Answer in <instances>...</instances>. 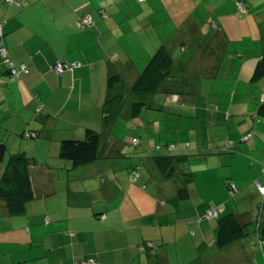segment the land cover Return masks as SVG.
Returning a JSON list of instances; mask_svg holds the SVG:
<instances>
[{
  "label": "crops",
  "instance_id": "obj_1",
  "mask_svg": "<svg viewBox=\"0 0 264 264\" xmlns=\"http://www.w3.org/2000/svg\"><path fill=\"white\" fill-rule=\"evenodd\" d=\"M108 1L19 0V6H9L0 0L5 46L13 62L29 70L21 79H13L0 56V142L8 147L5 159L0 162V179L12 155L30 156L32 149L35 150L30 165L34 198L27 204L25 214L11 216L6 203L0 200V264H77L84 259L96 264H264V241L257 233L264 226L263 210L255 222L254 213L244 214L233 208L228 213V203L246 187V198L251 197L253 204L254 200L260 201L264 209V194L258 187L252 190L250 186L256 181L255 184L264 187V143H258L264 138L261 116H258V107L264 101V80L251 82L254 62L247 66L245 79L241 74L237 84L242 83L244 87L261 84V89L252 97L236 102L244 111L234 113V101L230 105L220 99L218 111L207 112L205 116L210 123L225 122L223 125L229 126L228 138L216 141L210 138L218 152L228 151L227 154L206 157L185 148L162 154L186 156L189 160L185 171L190 173V180L184 198L178 195V176H166L157 160L147 154L158 145L149 148L151 135L161 138L158 132L148 134V143L145 138H132V146L146 144L141 150H135L139 160L126 158L129 151L122 142L107 139H102L103 158L93 164L72 168L70 162L59 157L62 140L83 139L88 128L103 131L108 79L119 75L122 85L113 87L126 88L129 80L130 90L144 65L161 47L158 43L150 51L136 42L139 47L134 51L133 40L127 29H122V21L116 15L113 19L102 18L100 11L111 8ZM172 1L181 5L188 2ZM200 1H207L217 16L211 17L213 22L186 18L179 24L176 42L183 52L187 51L186 45L199 42L193 54L203 57L198 67L202 72L190 75L188 62L179 60L172 71L174 78L185 80L190 76L213 74L224 53L222 47L230 43V36L221 29L228 21L223 8L230 6L231 10L238 11L236 1ZM246 5V19L256 34L251 39L262 45L261 56L264 0H248ZM87 14L93 17L91 28L79 24V19ZM170 40L173 38L166 42ZM201 42L204 44L200 45ZM142 48L146 57L138 63ZM57 60L80 62L82 66L59 76L52 69ZM168 88L172 92L161 100L165 106L195 100L179 96L177 88L170 84ZM134 99L142 98L134 96ZM155 99L156 96L147 100L150 110L162 111ZM39 104L44 105L41 114L36 113ZM132 104L130 99L125 106L126 119H134ZM201 109L203 114L206 109ZM137 123L140 125L141 121ZM33 132L38 133L37 138L25 136ZM221 134L224 133L218 135ZM251 134L244 142L243 138ZM135 138L139 139L137 145L132 144ZM227 141L233 143L225 145ZM168 145L167 140L163 147ZM209 152L212 151H205L210 155ZM186 160L181 163H187ZM239 167L242 172L238 171ZM135 168L141 177L138 183L132 184L129 176ZM231 186L236 192L233 197ZM210 204L224 207L216 222L205 218ZM223 213H228L225 217L236 216L250 227L246 238L220 250L216 236ZM147 243L154 246L142 251L140 247Z\"/></svg>",
  "mask_w": 264,
  "mask_h": 264
},
{
  "label": "rangeland",
  "instance_id": "obj_2",
  "mask_svg": "<svg viewBox=\"0 0 264 264\" xmlns=\"http://www.w3.org/2000/svg\"><path fill=\"white\" fill-rule=\"evenodd\" d=\"M187 1V4L181 5L180 3H174L172 0H146L143 3L139 2V0H110L108 2L110 3L111 8L103 9V11L100 12L105 13L104 10H106L109 19H113V17L116 15L118 19L122 21V29H127L129 38H132L133 40L132 47L134 51H137V47L139 46L146 47L151 51V48H155L156 44L158 43L165 47L167 45V49L173 53V57L176 62L179 60L188 62V68H191L190 75H192L194 72H202L198 70V67L200 66V61L203 59V57L201 54H198V56L197 53L193 54L195 48H199L198 41L186 45L187 51L183 52L181 50V45L176 42V34L178 33V29L180 27L179 24H181L182 21L188 17L190 19L195 18L199 22L208 20L211 22V17L213 16L215 18L218 13L217 11H213L214 8H211L210 4L206 3L207 1ZM223 11L227 16L226 19L228 21L227 25L225 23L224 27H220L221 29L223 28V33L227 32V34L230 36V43L228 45L224 44V47H222L224 49V53L219 57V62L215 72L211 75L200 74L196 76H190V79L181 81L183 85L177 84L179 96L184 97L185 95L186 98L195 100H188L186 102L185 100H182L181 104L166 103L165 106L164 102L161 101L162 99H165V94L162 92L157 93L155 102L159 103L162 111H152L146 107L142 110L139 117H135L132 120L126 119L124 116V109L127 107L126 105L130 99L131 104L137 100H133L134 96L128 94L126 101L127 103L123 105L117 117L113 120H108L107 124L106 122L103 124V131H101L103 139H107L110 142H122V144H124V146L127 147L129 151V155H127L126 158L139 160V158H137V151L135 152V150H141L142 148L146 147L145 143H142L140 147L132 146L131 140L133 137H141L140 139L145 138L144 140H146V143H148V134H157V132L161 133V138L159 139L158 136L156 138L155 136L151 135L152 141L149 148H154L155 144L158 145L155 147V150L147 153L150 154L153 159L163 157L162 154L168 152L166 150L161 151L159 149L161 145L165 146L167 140L170 142V146H175L177 148L176 152L182 148H185L189 151H199L206 157L216 156L217 158L227 154L228 151L218 152L213 147L214 143L210 141V138H213L215 141L220 140L221 138H228L227 135L229 134V126H226L225 124L223 125L225 122L210 123V121L205 116H208L207 112L209 114H213L214 111H218L217 100L220 99H222L223 102L229 103L230 105L234 101V113H242L244 111L243 109H239L241 107L238 106L236 102L238 99H242L246 96L249 98L252 97L254 92H258L259 89H261V84H251L250 87H244L242 83L237 85L239 82L238 80H240L241 74H243V78L245 79L247 66H249L251 62H254L256 67L260 59L262 45L251 39L252 35L254 34L255 37L256 34L251 30V24L246 19V12L243 13L240 18L239 12L231 10L230 6L224 7ZM97 13L100 15L99 12ZM171 37L174 41L170 40L166 42L167 40L171 39ZM136 42L139 44L137 47ZM203 44L204 42L200 43V45ZM142 49L143 50L140 55L143 56L140 57L139 55L137 58L138 63L140 62L141 58L146 57L144 51L145 49ZM257 50L259 51L257 52ZM209 59H212V57H209ZM146 65H144L143 70ZM130 84L132 83L129 80H126V88L122 89L123 92L128 93L131 86ZM173 86H176V84ZM159 100L161 102H159ZM213 102L215 103L213 104ZM201 108L206 109L203 111V114H201ZM137 121H141V124L139 125ZM232 121L235 122V119L233 118ZM259 121H262L264 133V118L259 117ZM153 122L155 125H150L153 124ZM255 122L257 121L255 120ZM262 127L259 126V128ZM220 133L224 134L219 136L218 134ZM250 133L255 134L254 131H251ZM216 135H218L217 138L215 137ZM263 140L264 138L259 139L258 143L263 144ZM229 143H233V141H227L225 145ZM101 150V152H103L104 149L101 148ZM206 150L212 151L209 152L211 154L209 155L205 153ZM32 152H35V150L32 149ZM32 152L30 153V156H28L29 158L32 157ZM144 153H146V150ZM244 155L248 158L250 157L247 154ZM250 158L255 159L252 156ZM188 161L187 163H181L179 167L181 169L188 168ZM238 171L242 172L243 169L239 167ZM255 182L256 181L253 182V186L250 184L252 190H257V184H255ZM246 188L241 190V192L244 191L242 195L241 192L238 193L228 203V213L231 212L230 208H233L234 210L238 209L244 214L249 213L251 215L254 213L253 218L255 222L262 210V214L264 216V209L261 208L263 207V203H260V201L256 202V200H254L255 204H253L251 197L246 198ZM235 193L231 195V197H233ZM225 215L223 213L221 218H224ZM214 221L216 222L217 220Z\"/></svg>",
  "mask_w": 264,
  "mask_h": 264
},
{
  "label": "trees",
  "instance_id": "obj_3",
  "mask_svg": "<svg viewBox=\"0 0 264 264\" xmlns=\"http://www.w3.org/2000/svg\"><path fill=\"white\" fill-rule=\"evenodd\" d=\"M5 1L9 6H14V5L19 6L20 5L19 0H12L11 2H9L8 0H5ZM145 1L139 0V2L141 3ZM235 1H236L237 8H238V3H243L246 9V13L248 12V7L246 5L248 0H235ZM100 14L102 15L103 19H109L107 13L101 12ZM88 17L91 18L92 24L89 26H85L82 23L84 19ZM4 24H5V21L2 24H0V26L2 27V32H3L2 37H0V51L2 48H5L8 53L9 60H11L13 64V67L18 68V69H22V67H24L25 70L27 71L26 73H28L29 71L28 67H26L25 65L17 66L10 57L9 51L7 50L5 46V42H4V30H3ZM79 24L83 28L93 27L94 22H93L92 15L87 14V15L82 16L79 19ZM1 58L4 61L2 56ZM57 61H60V60H57ZM4 63L7 65L8 73L10 77L13 78L11 75V66H10L11 64L5 61ZM62 63H67V62H62ZM175 64H176V61L173 58L170 51L165 46H161L151 56L148 64L146 65L144 70L141 72L139 78L134 83V85L131 87V89L128 91V93L123 92L122 90L123 88H117V87L114 88L113 86H116L119 84L121 86L123 80L119 75L111 76L107 82L108 96L103 105V123L105 124L106 122L107 124L108 120L110 121L117 117L123 105L127 101L128 94L142 98L141 100H138L132 104V115H133V118H135V117H139L140 113L142 112L144 108L148 107L149 109H152L149 106L150 104L147 101L149 97H155L157 93H161V92L164 94H169L170 92H172L171 91L172 89L170 90L168 88V84L172 86L176 84V86H173V87L174 88L176 87L178 90L177 84L181 85L182 84L181 81L183 80L172 77V71L175 68ZM53 66H52V69H53ZM70 70H73V69H70ZM53 71L55 72V74L59 76H62L63 73L65 72L64 71L62 74H58L54 69ZM66 71H69V70H66ZM26 73L24 72L19 78H16V79L17 80L21 79L22 76ZM261 80H264V52L260 56V59L251 77L252 83H257ZM43 110H44V105L39 104L36 108V113L41 114ZM258 116H261L262 118H264V101L258 107ZM25 136L27 138L34 139L38 137V133L33 132ZM249 136L251 138L252 134ZM102 139H103L102 133L92 128H88L86 130L85 137L83 139L66 138L62 140L60 144L59 157L65 161L70 162L72 164V168H78L81 166H87V165L93 164L103 158L102 152H101ZM171 147L173 148L172 150L170 149ZM159 149L167 150L169 152L177 151V148L175 146H170V145L166 147L161 146L159 147ZM7 153H8V147L6 146L5 143L0 142V162H2L5 159V156L7 155ZM186 159H187L186 156H163V157H159L156 159L159 166H161V168L165 170L167 174L166 176H172L175 174L178 176L177 185H178V195L180 198H184L185 195L187 194V191H188L187 182L190 180V177H189L190 173H187L185 171L186 170L185 168L181 169L179 167L181 162L185 161ZM31 162H32V159L26 156L24 153L12 155L10 159L8 160L5 166L4 172L1 176L0 200L6 203L8 213L11 216L24 215L27 210V204L34 198L31 175H30ZM263 173H264V169H263ZM135 174H139V178L136 182L131 180V177H133ZM140 177H141V174L135 168L130 173L129 180L132 184H136L138 183ZM205 214H206V211H205ZM218 218L219 216L216 219ZM212 220H215V219H212ZM249 226H250L249 224L242 223L234 215H228L224 218H220L219 228H218V232L216 236V243H217L218 248L220 250H223L229 247L230 245L246 238L248 236ZM257 233H258L260 240L264 241V226H262L257 231ZM153 246H154L153 243H147L143 245L142 247H140V249L142 251H146L147 247L151 248ZM81 261H79L77 264H79Z\"/></svg>",
  "mask_w": 264,
  "mask_h": 264
},
{
  "label": "built area",
  "instance_id": "obj_4",
  "mask_svg": "<svg viewBox=\"0 0 264 264\" xmlns=\"http://www.w3.org/2000/svg\"><path fill=\"white\" fill-rule=\"evenodd\" d=\"M9 2H11L12 0H8ZM140 1H145V0H140ZM238 11H239V16L241 17L243 13L246 12V9L244 7L243 3H238ZM83 25L85 26H89L92 24L91 18H85L83 23ZM3 32H2V27L0 26V37H2ZM1 56L3 57L5 62H9L11 65V75L14 79L19 78L24 72L26 73L27 71L25 70L24 67H22V69H18V68H14L13 64L11 62V60H9L8 57V53L6 51L5 48H2L0 51ZM82 63L80 62H74V63H62L60 61H57L54 66L53 69L58 73V74H62L64 71L66 70H70V69H75V68H79L81 67ZM250 139V136H247L243 139L244 142L248 141ZM139 143V139L135 138L133 139V144L137 145ZM171 150L173 149L172 147L170 148ZM139 178V174H135L133 177H131V180L136 182ZM258 188L260 190V192L262 194H264V187L260 186V184H257ZM231 190V194L234 193L235 187L231 186L230 187ZM224 207L221 205H215V204H211L209 205L208 209L206 210V214H205V218L208 220H212V219H216L219 216V213L222 211ZM79 264H95L93 260H83L81 261Z\"/></svg>",
  "mask_w": 264,
  "mask_h": 264
}]
</instances>
